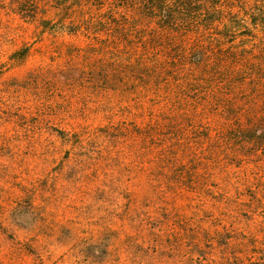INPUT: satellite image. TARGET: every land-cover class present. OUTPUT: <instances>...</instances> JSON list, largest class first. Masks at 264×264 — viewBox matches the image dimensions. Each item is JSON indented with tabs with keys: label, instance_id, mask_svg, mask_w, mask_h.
Wrapping results in <instances>:
<instances>
[{
	"label": "trees",
	"instance_id": "trees-1",
	"mask_svg": "<svg viewBox=\"0 0 264 264\" xmlns=\"http://www.w3.org/2000/svg\"><path fill=\"white\" fill-rule=\"evenodd\" d=\"M0 10L53 34L88 39L66 45L65 68L35 69L11 83L91 96L92 112L109 120L95 130L83 126V134L52 127L69 142L67 166L75 173L111 181L110 165L150 173L139 158L176 160L175 147L202 140L234 162L264 157V0H0ZM29 53L20 48L11 59ZM9 92L0 95V125L35 130L91 109L74 95L31 105Z\"/></svg>",
	"mask_w": 264,
	"mask_h": 264
},
{
	"label": "rangeland",
	"instance_id": "rangeland-1",
	"mask_svg": "<svg viewBox=\"0 0 264 264\" xmlns=\"http://www.w3.org/2000/svg\"><path fill=\"white\" fill-rule=\"evenodd\" d=\"M86 42L0 10V95L9 90L31 105L74 95L91 107L35 130L0 125V264H264V157L234 162L202 140L175 147L176 160L139 158L150 173L110 165L115 181L67 166L69 142L52 127L83 134V126L95 130L109 120L92 112L91 96L11 83L35 69L65 68L66 45ZM24 47V61L11 59Z\"/></svg>",
	"mask_w": 264,
	"mask_h": 264
}]
</instances>
